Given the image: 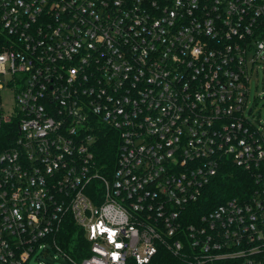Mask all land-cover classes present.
<instances>
[{"label":"built area","instance_id":"built-area-1","mask_svg":"<svg viewBox=\"0 0 264 264\" xmlns=\"http://www.w3.org/2000/svg\"><path fill=\"white\" fill-rule=\"evenodd\" d=\"M0 32L15 92L11 112L0 102V264L51 250L149 264L161 248L264 264V123L249 106L264 0H0ZM101 129L118 138L108 173ZM229 164L252 186L188 221ZM68 216L92 244L81 262L56 239Z\"/></svg>","mask_w":264,"mask_h":264},{"label":"trees","instance_id":"trees-1","mask_svg":"<svg viewBox=\"0 0 264 264\" xmlns=\"http://www.w3.org/2000/svg\"><path fill=\"white\" fill-rule=\"evenodd\" d=\"M4 38V34L0 32V42ZM117 147L116 133L109 129H101L100 138L95 144V154L102 171L108 173L114 168ZM251 186L250 176L242 169L231 164L222 167L217 176L204 188L199 201L188 206V214H192L188 221L192 220L193 216L195 219L200 218L227 200L241 196ZM56 239L60 247L76 262H81L93 254L91 242L88 241L84 231L70 216L61 225L60 231L56 234ZM195 256L199 257L196 258ZM198 261L203 262L198 263ZM241 262V259L236 258L217 259L210 262L205 261L200 253L195 254L187 251L185 255L176 256L165 248H161L149 264H240ZM128 264L136 263L131 260Z\"/></svg>","mask_w":264,"mask_h":264},{"label":"rangeland","instance_id":"rangeland-1","mask_svg":"<svg viewBox=\"0 0 264 264\" xmlns=\"http://www.w3.org/2000/svg\"><path fill=\"white\" fill-rule=\"evenodd\" d=\"M9 76L0 75V86L3 85V89H0V102L4 107L5 113L11 112L15 106V92L13 88L6 84ZM249 106L254 108L253 120L260 119L261 123H264V66L255 67L253 77L250 82V97ZM46 262L47 264H69L62 256L58 255L54 251H49L47 257L43 258L38 255L30 259L29 264H37L38 259Z\"/></svg>","mask_w":264,"mask_h":264}]
</instances>
